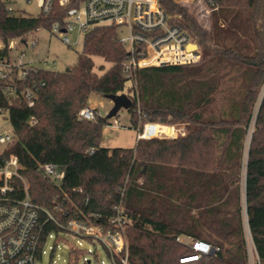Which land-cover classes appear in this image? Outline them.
I'll use <instances>...</instances> for the list:
<instances>
[{"label": "trees", "instance_id": "1", "mask_svg": "<svg viewBox=\"0 0 264 264\" xmlns=\"http://www.w3.org/2000/svg\"><path fill=\"white\" fill-rule=\"evenodd\" d=\"M215 2L205 27L190 5L159 0L199 43L197 63L140 68L129 78L122 67L128 49L112 24L85 33L69 70L28 66L21 76L13 64L3 68L0 111L8 114L14 139L0 145V163L8 154L20 158L31 200L40 207L41 246L77 213L106 226L120 213L130 264H248L246 224L264 264V0ZM8 4L0 0V42L6 45L0 62L11 40L42 27L52 32L70 7L54 0L48 14H33ZM94 56L110 62L102 74ZM42 81L30 106L24 93ZM94 93H127L138 131L153 121L182 124L186 132L138 138L134 147L104 146L110 119L79 115ZM43 163L57 165L63 177L45 175ZM15 185L12 196L22 197L23 183ZM179 236L218 249L181 261L196 251ZM84 254L72 246L68 264H80Z\"/></svg>", "mask_w": 264, "mask_h": 264}, {"label": "built area", "instance_id": "2", "mask_svg": "<svg viewBox=\"0 0 264 264\" xmlns=\"http://www.w3.org/2000/svg\"><path fill=\"white\" fill-rule=\"evenodd\" d=\"M198 1L203 4L206 13L217 8L215 0ZM60 2L70 7L63 23H54L52 32L59 34L66 43L72 42L67 35L68 32L86 33L97 25L116 24L120 31L121 27L127 30L128 34L122 40L127 46L129 56L123 61L122 67L129 78H133L140 68L165 64H193L199 62L202 57L199 43L186 29L172 21L173 17L160 5L159 0H60ZM53 3L54 0H38L40 12L48 14ZM8 7L11 11H16L10 3ZM11 65L8 62L0 63V76L3 74V68ZM27 68L28 66L21 68V76H25ZM43 84L42 81L26 89L24 96L30 106L35 103L36 94ZM79 115L84 119L102 116L99 109L92 106L82 108ZM165 133V126L149 121L138 131V138H160L165 137ZM13 139L12 131L0 128L1 146L9 144ZM23 170L20 158L15 154L6 155L0 163V264H43L45 244L41 246L43 223L40 221V207L31 200ZM40 170L45 175L55 178H61L64 174L53 163L41 164ZM18 182L23 183L24 195L13 197L15 184ZM47 213L49 219L59 223L51 212ZM80 215L81 213H77L63 224V231L49 234L47 240L58 237L56 244L59 240L68 241L67 234L70 233L91 240L96 249L99 245L108 249L114 264H130L125 219L122 214L114 216L109 226L91 222L89 218ZM247 233L251 238L246 224V236ZM177 239L191 245L196 251L193 255L183 257L181 261L198 259L218 249L208 242L194 241L191 237L179 236ZM81 244L79 242V247ZM72 246L78 245L73 242ZM55 249L53 247V253ZM90 252L85 249L82 256L84 262H89L86 254ZM257 264H261L258 255Z\"/></svg>", "mask_w": 264, "mask_h": 264}, {"label": "rangeland", "instance_id": "3", "mask_svg": "<svg viewBox=\"0 0 264 264\" xmlns=\"http://www.w3.org/2000/svg\"><path fill=\"white\" fill-rule=\"evenodd\" d=\"M8 1L16 11H25L28 13L37 14L41 11L38 6V0H5ZM185 5H190L195 11L199 21L205 26L211 25V14L205 12L203 4L198 0H176ZM120 29V28H119ZM120 36L126 38L127 30L121 27ZM72 42H64L60 35L53 33L46 28H40L30 32L25 39L16 38L11 40L8 44V54L3 57L0 63L9 61L11 64L17 66L20 70L23 66H38L43 68H51L55 70H65L77 64L79 54L83 51V39L85 32L78 33L77 31H70L67 33ZM4 46V47H3ZM2 49L6 45L0 42ZM95 71L102 74L110 66V62L106 61L101 56H94ZM202 58V57H201ZM201 60V59H200ZM130 82H128L129 84ZM263 96V91L261 97ZM90 106L99 109L102 115H106L113 106V101L100 93L92 94L90 98ZM7 113H0V128L11 131L12 126ZM110 124L104 126L102 131V145L107 147H134L138 139V130L131 126L130 113L128 109L121 108L117 115L109 118ZM166 127L165 137H177L184 135L186 132L185 126L176 123H160ZM253 127V125H252ZM173 129L172 133L168 130ZM26 181L27 178L25 177ZM28 183V181H27ZM68 241L59 240L55 245L56 238H48L44 245L45 253L43 255V264H68L70 260L69 252L72 243L79 246L81 242L83 249L90 250L86 254V259L89 260L87 264H112L111 258L105 251L102 245L96 249L95 245L87 239H82L73 234H67ZM55 252L53 253V247ZM247 249H248V264H257V254L254 249L253 242L247 233ZM80 264H85L84 261Z\"/></svg>", "mask_w": 264, "mask_h": 264}, {"label": "water", "instance_id": "4", "mask_svg": "<svg viewBox=\"0 0 264 264\" xmlns=\"http://www.w3.org/2000/svg\"><path fill=\"white\" fill-rule=\"evenodd\" d=\"M67 70H69V68H67ZM105 97L110 98L113 101L112 108L106 114L107 118H111V117H114L115 115H117L118 111L121 108L129 109L132 105V99L127 93L106 94Z\"/></svg>", "mask_w": 264, "mask_h": 264}, {"label": "crops", "instance_id": "5", "mask_svg": "<svg viewBox=\"0 0 264 264\" xmlns=\"http://www.w3.org/2000/svg\"><path fill=\"white\" fill-rule=\"evenodd\" d=\"M170 129H171V130H168V132H169V133H172L173 129H172V128H170Z\"/></svg>", "mask_w": 264, "mask_h": 264}]
</instances>
